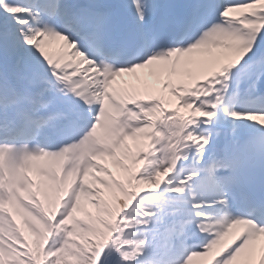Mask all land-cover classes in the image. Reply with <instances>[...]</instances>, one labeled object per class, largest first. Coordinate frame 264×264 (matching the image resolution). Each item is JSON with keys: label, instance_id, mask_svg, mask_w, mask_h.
<instances>
[{"label": "snow or ice", "instance_id": "6c2138e0", "mask_svg": "<svg viewBox=\"0 0 264 264\" xmlns=\"http://www.w3.org/2000/svg\"><path fill=\"white\" fill-rule=\"evenodd\" d=\"M153 65L174 107L123 80ZM262 237L264 0H0V264H264Z\"/></svg>", "mask_w": 264, "mask_h": 264}, {"label": "bare ground", "instance_id": "6f19581e", "mask_svg": "<svg viewBox=\"0 0 264 264\" xmlns=\"http://www.w3.org/2000/svg\"><path fill=\"white\" fill-rule=\"evenodd\" d=\"M50 50L52 51H58V47L56 46V44L51 45ZM187 68L185 66V64L183 63V61L181 62V65L177 68V72H186ZM149 73H154V75H149ZM139 76L141 77V84H140V88L141 90H147L152 92L153 94L156 95H160L164 100H165V106L166 107H174V103L172 105L168 104V101H174L175 98H172V89L169 88L167 90L162 89L159 85L166 83V82H170L171 85L173 87H179L181 83H187L188 82V77L187 75H185L184 77H179L177 75H172L169 78V74H168V70H166L163 66L160 65H153L150 66L149 69H142V70H138V72L136 74H131V75H126L125 77L127 78V81H134L135 77ZM120 81V80H118ZM116 87L118 88V86L116 85ZM122 89H126L127 85H125V87H121ZM182 114H187L189 110H184L182 109ZM130 141H134V140H128L127 144H131ZM142 144L147 143V141H143L141 142ZM113 162L111 158H105L102 163L105 164V166H107L108 163ZM108 168L113 172L116 173L118 170V166H113L110 167L108 166ZM97 175H100L99 173H97ZM95 187H98L100 189H102V187L100 185H95ZM148 190V189H145ZM261 244H264V237H262L260 240H258L256 242V244L254 245V247H257ZM188 255V253H184V256ZM183 258V257H181ZM258 259V258H257ZM193 264H207V258H197L196 260L193 261Z\"/></svg>", "mask_w": 264, "mask_h": 264}, {"label": "rangeland", "instance_id": "374dc122", "mask_svg": "<svg viewBox=\"0 0 264 264\" xmlns=\"http://www.w3.org/2000/svg\"><path fill=\"white\" fill-rule=\"evenodd\" d=\"M119 84H120V86L121 87H124L125 86V84L122 82V81H120L119 82ZM135 153V152H134ZM133 153V154H134ZM123 157V156H122ZM122 161V163L126 166V167H134V165L132 164V161L131 160H121ZM113 164V166H116V164L115 163H112ZM118 171L116 172V173H113L114 175H115V177H116V179H118V180H121V181H126V178H127V174L123 171V169H121V168H118L117 169ZM33 175V178L34 179H36V180H39V177L35 174V173H33L32 174ZM104 179H108L107 177H103ZM151 185H143L142 187L145 189V188H148V187H150ZM113 190H116V189H113ZM101 191L103 192V193H105V194H107L110 190L109 189H104V188H102L101 189ZM116 191H118V190H116ZM83 208H84V211L85 212H92L93 214H95V209H93L90 205H88L87 203H84L83 204ZM81 218H85L84 217V215H83V213H81ZM18 219H19V217H18ZM21 223H22V221H21ZM22 226H23V223H22ZM23 228H24V231L26 232V233H28V229H27V227L26 226H23ZM30 235V234H29ZM34 239V238H33ZM81 242H83V241H81Z\"/></svg>", "mask_w": 264, "mask_h": 264}]
</instances>
